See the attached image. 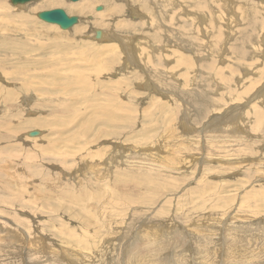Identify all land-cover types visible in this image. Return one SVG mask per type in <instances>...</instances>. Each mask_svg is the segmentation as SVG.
I'll list each match as a JSON object with an SVG mask.
<instances>
[{"label": "rangeland", "instance_id": "1", "mask_svg": "<svg viewBox=\"0 0 264 264\" xmlns=\"http://www.w3.org/2000/svg\"><path fill=\"white\" fill-rule=\"evenodd\" d=\"M43 1L0 0V264H264V0Z\"/></svg>", "mask_w": 264, "mask_h": 264}, {"label": "bare ground", "instance_id": "2", "mask_svg": "<svg viewBox=\"0 0 264 264\" xmlns=\"http://www.w3.org/2000/svg\"><path fill=\"white\" fill-rule=\"evenodd\" d=\"M96 1H106V2H109V0H85V2L84 3H81L82 1H80L79 3H76V4H74V5H68V8L70 9V11H72V12H78V13H81V14H86L88 11H89V8H90V5H89V3L91 4V2H95L96 3ZM166 1V0H165ZM172 1V0H171ZM171 1H169V2H171ZM194 1H196L197 2V0H191L190 1V3H189V5L192 3H194ZM200 1H202V0H200ZM199 1V2H200ZM44 3H43V6L44 7H51V6H60V5H63V4H65L64 3V0H44L43 1ZM161 3V2H160ZM165 3V2H164ZM198 3V2H197ZM196 3V4H197ZM205 3V2H204ZM180 4V3H179ZM178 4V5H179ZM191 4V5H192ZM201 4V3H200ZM199 4V5H200ZM21 5H23V4H21ZM121 5V4H120ZM165 5V4H164ZM194 5H195V3H194ZM65 6V5H64ZM98 6V5H97ZM197 6V5H196ZM209 6V5H208ZM211 6V5H210ZM66 7V6H65ZM124 7V6H123ZM156 7V6H155ZM167 6H165V8H166ZM199 7H201V6H199ZM198 7V8H199ZM96 9H97V7H96ZM151 9V8H150ZM207 8L205 7V10H206ZM261 9V8H260ZM114 10H117V11H119V7H117V6H111V11L113 12ZM120 10H121V8H120ZM170 11V10H169ZM260 11V10H259ZM162 12H163V10H162ZM168 12V11H167ZM164 13H166V10L164 11ZM99 14V13H98ZM102 14V13H101ZM259 14H261L260 16L258 15V13L255 11V13L253 12V14L252 15H250L249 13H248V16H250L251 18H252V20L255 22V23H261L262 24V20H263V17L264 16H262V10L260 11V13ZM163 15V14H162ZM165 15V14H164ZM163 15V16H164ZM167 15V14H166ZM165 15V16H166ZM258 16V18H257V16ZM72 16V15H71ZM149 16V15H148ZM175 16V15H174ZM25 18H29L28 16H24ZM138 17V16H137ZM142 17V16H141ZM171 17V16H170ZM111 18V17H110ZM144 18V17H143ZM147 18V17H146ZM150 18H152V17H150ZM113 19V18H112ZM172 19V18H171ZM148 20H150V19H148ZM172 20H174V19H172ZM79 21H80V17H79ZM170 23V22H169ZM221 23V22H220ZM261 24H259L258 25V28H259V26L261 25ZM264 24V23H263ZM263 26L264 25H262V28H263ZM233 28V27H232ZM51 29H52V27H51ZM51 29H50V27L49 28H44V30L45 31H47V30H50L51 31ZM99 29V28H98ZM97 29V30H98ZM159 29V28H158ZM96 29H95V32L97 31ZM147 30V29H146ZM37 31V30H36ZM102 31V30H101ZM38 32H40V31H38ZM37 32V33H38ZM158 33V32H157ZM241 33H243V35L246 33L245 32V30H243ZM106 34H108V33H106V32H104V31H102V35H101V37L100 38H104V37H106L107 35ZM41 35H42V33H41ZM109 35V34H108ZM114 35V33L111 35V36H113ZM242 35V34H241ZM108 37V36H107ZM117 37V36H116ZM115 37V38H116ZM113 38H114V36H113ZM112 38V39H113ZM131 38V37H130ZM101 40V39H100ZM110 40V39H109ZM243 41H246V40H244V39H242ZM82 81V80H81ZM80 82V81H79ZM85 82V81H84ZM150 82V81H149ZM178 84V83H177ZM80 85V84H79ZM179 85V84H178ZM180 100V99H179ZM182 104V103H181ZM185 105V104H184ZM220 119V118H219ZM221 121V120H220ZM180 122V121H179ZM209 125H211V124H209ZM184 127V126H183ZM195 131V130H194ZM207 133V132H206ZM202 135V134H201ZM208 135V134H207ZM175 138V137H174ZM196 140V139H195ZM202 140V139H201ZM162 141V140H161ZM181 142V141H180ZM162 143V142H161ZM183 143V142H182ZM199 143V142H198ZM184 144V143H183ZM168 145V144H167ZM176 145V144H175ZM185 145V144H184ZM168 147V146H167ZM176 147V146H175ZM175 147H173V148H175ZM179 148V147H178ZM229 148V147H228ZM162 150V149H161ZM175 150V149H174ZM175 152H176V150H175ZM211 153V152H210ZM209 153V154H210ZM173 154V153H172ZM160 155V154H159ZM177 155V154H176ZM212 156H213V154H212ZM153 157V156H152ZM186 159V158H185ZM224 160V159H223ZM151 162V161H150ZM184 167V166H183ZM195 175V174H194ZM115 185V184H114ZM73 186H75V185H73ZM117 186V185H116ZM73 190V189H72ZM105 190V189H104ZM107 190V189H106ZM124 190V189H123ZM102 192H104V191H102ZM112 193V192H111ZM174 194V193H173ZM170 195V194H169ZM167 197V196H166ZM111 198V197H110ZM175 198V197H174ZM188 199V198H187ZM110 200V199H109ZM134 201V200H133ZM181 201V200H180ZM108 203V202H107ZM120 206V205H119ZM173 207V206H172ZM18 223V222H17ZM19 228V227H18ZM250 233V232H249ZM65 234H67V233H65ZM248 234V233H247ZM71 235V234H70ZM174 235V234H173ZM191 235H193V233L191 234ZM200 235V234H199ZM65 237H66V235H64ZM169 236V235H168ZM198 236V235H197ZM212 236V235H211ZM229 236V235H228ZM236 236V235H235ZM238 236V235H237ZM240 236V235H239ZM64 237V238H65ZM68 237H69V234H68ZM73 237H74V234H73ZM76 237V236H75ZM195 237V236H194ZM233 236H231V237H229V239L230 238H232ZM254 237V236H253ZM63 238V237H62ZM61 238V239H62ZM143 238V237H142ZM147 238V237H146ZM238 238H240V237H238ZM148 239V238H147ZM165 239V238H164ZM210 239V238H209ZM246 239V238H245ZM247 239H249V238H247ZM67 240V239H66ZM242 240V239H241ZM258 240V239H257ZM65 241V240H64ZM73 241H76V240H73ZM133 241V240H132ZM141 241V240H140ZM139 241V242H140ZM167 241V240H166ZM184 241V240H183ZM221 241V240H220ZM228 241V240H227ZM231 241V240H230ZM232 241H233V243H234V240L232 239ZM243 241H244V239H243ZM242 241V242H243ZM247 241V240H246ZM67 242H68V240H67ZM66 242V243H67ZM134 242H135V240H134ZM149 242V241H148ZM151 242V241H150ZM223 242H225V240L223 241ZM241 242V241H240ZM258 242V241H257ZM264 242V241H263ZM145 243V242H144ZM209 243V242H208ZM227 243V242H226ZM233 243H231L230 242V244L229 243H227L228 245H231V244H233ZM204 244V243H203ZM235 244V243H234ZM234 244H233V246H234ZM258 244H260L261 245V243H260V240H259V242H258ZM46 245V244H45ZM64 245V244H63ZM66 245V244H65ZM68 245V244H67ZM174 245H175V243H174ZM228 245H225V246H227V247H229ZM236 245V244H235ZM250 245V244H249ZM115 246V245H114ZM152 246V245H151ZM200 246V245H199ZM204 246H206L207 247V245H205L204 244ZM215 246V245H214ZM232 246V247H233ZM236 246H239L238 244L236 245ZM264 246V245H263ZM22 247V246H21ZM70 247V246H69ZM145 247H148V245L147 246H145ZM153 247V246H152ZM155 247V246H154ZM202 247V246H201ZM231 247V246H230ZM232 247H231V249H232ZM245 247V246H244ZM243 247V248H244ZM200 248V247H199ZM204 248V247H203ZM239 248V247H238ZM247 247H245L244 249H246ZM249 248V247H248ZM146 249V248H145ZM148 249V248H147ZM151 249H153V248H151ZM201 249V248H200ZM206 248H204V250H205ZM235 249H237V248H233V252H234V250ZM240 249H242V247L240 246ZM240 249H238V250H240ZM36 250V249H35ZM143 250V249H142ZM159 250V252H161L160 254L162 255L163 253H162V251H160L161 249H158ZM203 250V249H202ZM203 250V252L202 253H204L205 251H207V250H205L204 251ZM209 250V249H208ZM225 250H227V249H225ZM247 250V249H246ZM251 250H252V248H251ZM251 250H249V251H251ZM52 251V250H51ZM166 251V250H165ZM172 251V250H171ZM232 251V250H231ZM236 251V250H235ZM242 251V250H241ZM256 251V250H255ZM136 252H137V249H136ZM174 252H176V250H174ZM209 252H210V250H209ZM209 252H207V253H209ZM226 252V251H225ZM237 252V251H236ZM236 252L234 253V255L236 254ZM54 253V252H53ZM64 253V255H66L65 254V252H63ZM67 253V252H66ZM147 253H148V251H147ZM152 253H154V252H152ZM151 253V254H152ZM165 253V252H164ZM167 253V252H166ZM200 253V252H199ZM206 253V254H207ZM211 253V252H210ZM223 253V252H222ZM247 253V252H246ZM257 253V252H256ZM55 254H57V253H54L53 255H55ZM70 254H71V252H70ZM69 254V255H70ZM137 254H140L139 252L137 253ZM155 254V253H154ZM154 254H152V255H154ZM159 254V253H158ZM180 254V251H179V253H178V255ZM227 254H229V253H227ZM237 254H240V252L239 253H237ZM242 254V253H241ZM248 254H250L249 252H248ZM148 255V254H147ZM157 255V254H156ZM169 255H172V252H170V254H168V256ZM174 255H177V254H174ZM199 255V254H198ZM212 255V254H211ZM210 255V256H211ZM232 255H233V253H232ZM233 255V256H234ZM243 255H245V256H247L246 254H243ZM251 255V254H250ZM28 256V255H27ZM32 256H34V255H32ZM48 256V255H47ZM51 256L52 255H50V258H51ZM67 256H68V254H67ZM137 256V255H136ZM157 256H159V255H157ZM157 256H154V258H156L157 259ZM181 256V255H180ZM197 256V255H196ZM201 256V255H200ZM213 256H215V255H213ZM236 256V255H235ZM241 256V255H240ZM240 256H239V258H240ZM252 256V255H251ZM64 257V256H63ZM62 257V258H63ZM72 257V256H71ZM132 257V256H131ZM175 257V256H174ZM182 257H183V255H182ZM217 257V256H216ZM226 257V256H225ZM227 257H229V256H227ZM230 257H232V256H230ZM244 257V256H243ZM48 258V257H47ZM56 258V257H55ZM66 258H69V257H66ZM76 258V257H75ZM134 258V257H133ZM140 258V257H139ZM158 258H160V257H158ZM178 258V257H177ZM180 259H182L181 257H179ZM193 258V257H192ZM196 258V257H195ZM248 258V257H247ZM252 258V257H251ZM33 259V258H32ZM63 259H65V258H63ZM70 259V258H69ZM77 259V258H76ZM117 259V258H116ZM147 260H148V258H146ZM169 259V258H168ZM173 259V258H172ZM186 259V258H185ZM191 259V258H190ZM211 259H213L212 257H211ZM214 259H215V257H214ZM52 260V259H51ZM50 260V261H51ZM71 260V259H70ZM131 260V259H130ZM145 260V259H144ZM154 260V259H153ZM184 260V259H183ZM183 260H182V262H183ZM188 260V259H187ZM201 260H203V259H201ZM216 260V259H215ZM240 260H242V259H239V261ZM245 260V259H244ZM43 261V260H42ZM55 261V260H54ZM76 261V260H75ZM126 261H128V260H126ZM132 261V260H131ZM138 262H140L139 261V259L137 260ZM158 261V260H157ZM157 261H156V264H159V263H157ZM169 261V260H168ZM171 261V260H170ZM174 261V260H173ZM178 261V260H177ZM177 261H175L176 263H177ZM181 261V260H180ZM190 261V260H189ZM197 261V260H196ZM199 261V260H198ZM227 261V260H226ZM236 261H238V259L236 260ZM235 261V262H236ZM248 262H249V260H247ZM246 261V262H247ZM45 262V261H44ZM62 262V261H61ZM68 262V261H67ZM72 262H73V259H72ZM71 262V263H72ZM79 262V261H78ZM81 262V261H80ZM86 262V261H85ZM132 262H134V259H133V261ZM145 262H147V261H145ZM184 262L186 263V262H188V261H185L184 260ZM201 262V261H200ZM230 262V261H229ZM233 262V261H232ZM245 261H243V263H244ZM259 262V261H258ZM60 262H58V264H59ZM66 263V262H65ZM64 263V264H65ZM69 263V262H68ZM135 263V262H134ZM148 263V262H147ZM155 263V262H154ZM170 263V262H169ZM175 263V264H176ZM193 263V262H192ZM198 263V262H197ZM203 263H204V261H203ZM243 263H241V264H243ZM250 263H251V261H250ZM44 264H46V263H44ZM53 264H54V262H53ZM63 264V263H62ZM70 264V263H69ZM76 264H78V263H76ZM133 264V263H132ZM140 264H141V262H140ZM153 264V263H152ZM168 264V263H167ZM178 264V263H177ZM179 264H182V263H179ZM201 264H202V262H201ZM209 264V263H208ZM230 264V263H229ZM235 264V263H234ZM238 264V263H237ZM244 264H246V263H244Z\"/></svg>", "mask_w": 264, "mask_h": 264}, {"label": "water", "instance_id": "3", "mask_svg": "<svg viewBox=\"0 0 264 264\" xmlns=\"http://www.w3.org/2000/svg\"><path fill=\"white\" fill-rule=\"evenodd\" d=\"M13 5L25 4L33 0H10ZM79 1V0H71ZM102 6H98L97 10H101ZM38 17L42 20L58 24L63 29H69L79 22V17L76 15L70 16L63 8H54L51 10H45L37 13ZM102 35L101 30L96 31V38H100Z\"/></svg>", "mask_w": 264, "mask_h": 264}]
</instances>
